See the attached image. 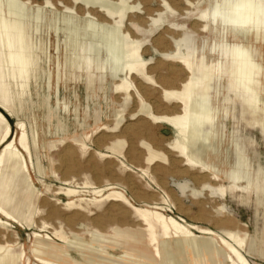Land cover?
<instances>
[{"label":"rangeland","instance_id":"obj_1","mask_svg":"<svg viewBox=\"0 0 264 264\" xmlns=\"http://www.w3.org/2000/svg\"><path fill=\"white\" fill-rule=\"evenodd\" d=\"M127 1H138L144 12L136 10V17H127L126 14L122 25L117 28L96 23L103 20L100 13L98 15L96 10H88L73 0H0L1 10L3 7L6 11L12 8L13 15L9 14L13 18H26L21 29V47L15 43L16 40L8 44L3 37L4 29L0 26V104H5L14 115L12 118L6 116L13 135L20 134L15 123L17 119L26 127L25 134L34 164L29 165L27 157L30 177L40 192L37 193L25 181L20 167L3 172L0 182L1 205L17 219L29 223V226L26 228L17 223L7 227L0 225V246L7 243H14L15 248L20 246L25 257L23 261L27 259L29 264L37 263L35 248L40 241L59 245L60 249L49 256L57 264H164L151 254L148 247L122 242L112 235L114 227L140 223L136 213L126 204L106 199L89 203L87 200L95 197L91 193L85 192L82 193L85 195L71 198L63 193L67 187L92 190L93 187L110 183L116 185L134 205L141 206L143 202L159 204L165 198L171 204H165L169 211L166 209L165 213L181 217L187 223L213 230L222 227L241 230L246 239L243 254L250 264H264V96L251 94L249 89L243 95L239 92L236 95L232 90L231 78L228 74L222 76L219 86L225 96L227 112L225 115L221 113L220 104L218 126L212 130V140L216 141L217 148L207 156L208 164L215 168L210 173L207 169L187 164L170 147L175 132L169 125L156 122L146 113L138 111L145 103L150 105L152 113L169 114L174 111L172 107L175 104L162 101L157 87L136 76L132 81L142 91L143 100L132 97L120 103L121 94L112 92L116 78L108 74L115 64L112 61L120 60L122 55L126 41L123 32L140 36L148 73L158 85L164 87L177 86V78H184L185 72L166 53H160L161 47L166 50L177 43L180 52L191 58L198 74H201L203 68L200 58L206 63L221 61L223 67L227 68L231 61L226 45L240 44L244 40L233 30H224L222 25L217 38L210 22L200 31L199 25L204 20L195 14L205 3L212 8L215 0H190L192 4L184 0H172L169 2L172 11L167 13L156 5L157 2L151 3V0ZM198 1H203V5L199 6ZM231 1L234 0H230V4ZM235 1L237 6L258 5L260 2ZM218 3L224 12L228 0H218ZM71 7L75 12L70 10ZM81 13L83 15H79ZM61 15L66 17L65 22L60 21ZM150 18L159 22L151 32ZM75 29L79 31L76 43L71 32ZM65 32H70L66 48L62 43ZM163 34L168 36L167 40ZM40 40L47 48L46 54L41 51L40 60L27 66L24 73L28 75L29 87L18 98L15 84L19 79L13 75L14 65L2 61L3 56L8 50L15 54L19 48L18 51L24 50L30 62L34 61L39 54L37 45ZM251 43L246 56L258 73L262 70V74L254 80L264 85V44L260 37ZM105 57L110 59L103 65L102 70L106 74L100 71ZM157 57L164 63H159ZM175 73L179 75L172 79ZM216 77L212 82V99L218 84ZM119 104L126 106V109L118 120L113 113ZM175 108L177 111L178 106ZM247 108L256 113L255 123L253 117L247 114ZM84 135L87 137L80 140L79 137ZM203 135L199 128L193 143L189 145L194 155L201 154L200 141ZM135 141L137 144L133 143ZM74 142H83L87 147L82 148ZM133 152L138 153L132 156ZM101 153L110 156L104 157ZM154 154L156 157L149 160ZM70 166L74 168L68 169ZM81 197L88 199L85 203L78 202ZM67 201L81 205L68 206ZM123 211L129 213L126 215ZM119 219L125 222L122 221L120 225ZM154 226L160 241L163 239L161 228L158 224ZM53 231L66 237L65 242H57L50 234ZM100 236L105 240H101ZM189 252L188 259L194 264H216L210 256L202 257L197 262V257Z\"/></svg>","mask_w":264,"mask_h":264},{"label":"bare ground","instance_id":"obj_2","mask_svg":"<svg viewBox=\"0 0 264 264\" xmlns=\"http://www.w3.org/2000/svg\"><path fill=\"white\" fill-rule=\"evenodd\" d=\"M184 1L192 4L190 0H184ZM203 1H198L197 4L199 6L203 5L204 3ZM234 1L233 2L231 1L232 3L230 4V0H228V6L224 10V12H222L223 10L221 11L222 8L220 7L221 5L218 3V0H215V3L212 8H209L208 3H205V5L201 7L198 10V12L195 14L196 17H199L200 19L204 20L199 25V27L201 28L200 31H203V29L207 27V22L208 23L210 22L213 24L215 28L217 38L220 35L219 34L220 26L222 25V28L224 30H233L234 32L239 34L241 38L244 40V42L240 44H227L226 45L227 53L229 56L228 59L231 61L227 68L223 67L221 61L219 62L217 61V63H213V62L206 63L204 62L203 58H200V64H201V67L203 68V72L201 74H198L196 68L193 65L191 58L188 55L181 53L179 49V45L176 43L173 47L166 49L164 51H160V53L161 54L166 53V55H168L173 60H175L177 63H179L185 72V76L184 78L183 77L180 78V76L178 77L179 73L178 74L175 73V76L172 79H176L178 77L177 79L179 80V82L177 80L178 82L177 86H173V87L160 86L148 73L147 61L143 58L144 56H142L143 52H142L141 45H140V36L138 35L132 36L128 32H123L124 33V34L122 33L123 38L126 41L122 49V55L120 57V60L112 61L115 64L110 70V72L108 73L112 77L116 78V82L114 83V86L112 87V92L121 94L122 99L120 103H122L126 99H131L132 97L134 98L136 97L140 101L143 100V97H142L143 94H141L142 91H140L138 87L135 85V83L132 81V78L136 76V77H140L147 83H150L153 86L157 87L159 89L160 98L162 99V101L175 104L172 107L174 111H172L169 114L152 113L150 105L145 104V103H142V105L138 108V111L146 113L150 119L156 122L169 125L175 132V136H174L173 142L171 143L170 147H172L176 152H178L182 156V158L187 162V164L199 167L201 169H207L210 173H213L215 168L208 164L207 156L209 153L215 152L217 148L216 141L212 140L213 139L212 130L214 127L218 126L219 105L221 104L220 105L221 113L224 112V115H225L227 112V105L224 103L225 96L221 92L220 86H219V82L222 79V76L228 74V76L231 78L232 90L234 93H236V95H237V92L243 95V92L246 89L247 90L249 89L251 94L254 93L255 95H258V96L259 95L264 96L263 83L261 82L258 83L254 80L255 77H258L260 74H262L261 69L263 67L260 69L261 71L258 73L254 69L256 67L253 68L251 64L252 61L250 62L246 56L247 47L252 46L251 41L253 39L254 41H256L257 38L260 37L262 38V42H263L262 44H264V13H262L260 9H255L253 6L249 7L248 5L250 4H243L241 6L239 5L237 6V1L235 2ZM243 1L247 3L245 0ZM73 2L74 3L79 2L80 4L88 8V10L89 8H91V10L92 9L96 10L98 12V15L100 13V17H103V20L102 19L98 20L96 21V23L100 25H105V26L112 25L117 28H119L120 25H122L123 17L126 14H127V17L128 16L136 17L138 14L136 10L139 9L144 12L143 7H141L138 1L129 2L127 0H73ZM154 2L155 3L157 2L156 5L160 6L161 8H164L166 10L165 13L172 11V9L169 6V0H151V3H154ZM20 4L24 6L27 5L23 2H21ZM65 5H67V3ZM1 8L2 7L0 5V26L2 25L4 29L3 37L5 38L8 44H11V42H13L12 40H16L17 42L15 43L18 45V47H21V45H23V44H20L21 36H22L21 29L23 28V24L26 18L24 20L16 18V17L13 18L11 16L13 15L11 12L12 8H10L11 10L8 9L9 11H6L4 7L2 10ZM185 9L187 10V8ZM70 10L75 12L73 7H71ZM92 14L94 13L92 12ZM79 15H83V14L81 13ZM70 17L71 19L73 18V16H70ZM150 19L151 21L149 23L151 27L150 28V32H151L159 22L157 20H154L153 18H150ZM164 19H166V16H164ZM231 20H235L237 21V23L236 24L230 23L229 21ZM60 21L65 22L66 17H63L61 15ZM129 21L131 22L132 20L129 19ZM139 25L142 26L145 24H139ZM71 32L74 35V41L76 43V37L77 35L79 36V33H78L79 31L75 29V30H72ZM163 36L167 40L168 36L166 34H163ZM62 37H63L62 43H64L65 48H66V44L70 40V32H65V34H63ZM157 41L156 43H158ZM23 42L24 41L22 40V43ZM37 46L39 50V54L36 57L37 60L35 59L34 61H31V62H30V59L27 58L28 56L26 57L24 50L18 51L19 48L16 50L17 52L15 54L14 52L12 54L11 51L8 50L3 56L2 61H5L6 63H11L14 65L13 75H17V78L19 79V81L15 84L16 91H17L16 95L18 98H20V95L22 94V92H24L25 88L29 87L28 75L24 73L26 71L27 66H29V63L31 64L33 62L37 63L40 60L39 55L41 51L46 54L47 48L44 44H42L41 40L39 41V44ZM143 50L145 52L144 48ZM46 57L48 56L46 55ZM107 60L110 62V59L108 57H105L102 65L100 66V71L105 74H106V71L102 69H103V65L107 62ZM98 65H100L99 62H98ZM259 67H258V70H259ZM63 69L64 71L66 69L64 65H63ZM72 75H74L73 71H72ZM214 77H216L218 84H217L215 97L214 99H212V82L214 80ZM247 90L246 92H248ZM175 106H178L177 111H175L176 110ZM64 107H66V105H64ZM118 107L119 108L116 109L115 113H113V116L115 117V119L119 120L122 118V115L126 109V106L119 104ZM249 108L246 109V112L247 114H250L253 117L252 120L255 123L256 122L255 118L257 117V115L255 112H252L253 110L251 111V109ZM6 116H11L12 118V116L14 115L12 111L7 106H5V104H0V123H1V126H0V182H1V177H2L3 172L7 170H13V169L20 167L21 170L24 172L25 181L29 183V185L37 193H40L31 181L29 167L27 163V157H28L29 162H30L29 165L31 164L34 165L32 156H31L30 145H29V142L25 134L26 127H24V124L22 121L17 119L15 123L17 124L18 129L20 130V134L18 136L13 135L10 123L7 120ZM143 118L145 117L143 116ZM138 125L139 124L137 123V126ZM199 128L202 130V133L204 135H203L202 140L200 141L201 154L198 156V155H194L192 150L189 149V145L193 143ZM144 131L148 133L147 129H145ZM127 134H130V133L128 132ZM137 134H139V132ZM219 135L221 134L219 133ZM130 136H132V134H130ZM139 136L141 135L139 134ZM80 137L79 139L82 140V138H85L87 136L84 135ZM74 143L77 145H80L82 148L87 147L83 142L82 143L74 142ZM133 143L135 144L136 141ZM139 149H136V151ZM137 153L134 154L133 152L134 155L132 154L131 155L135 156ZM100 155L104 157L110 156L109 154H104V153H101ZM154 157H156L155 154L151 155L149 157V160H152ZM176 161L178 160H175V162ZM72 166H70L68 169L72 168ZM175 167L178 168V166H175ZM234 174L236 173L234 172ZM41 183L43 184L44 182L41 181ZM85 192L95 195L93 199L86 198L88 199L87 202L89 203L98 202V201L106 199V200H111V202L112 201H119V203L122 202L126 204L130 209H132L134 213H136V215L138 216L140 223L139 224L135 223L137 224L135 226L114 227L112 230L113 231L112 235L122 242H129V243H134L137 245H143V246L148 247L151 254L155 258H157L161 263H164V264H194L192 263L193 261L188 259V256H187V253H190L189 251H191L195 255V257H197L196 259L197 262L202 257L210 256L212 257V259L214 260L216 264H250L249 260L246 258V256L242 252L244 251L245 246H246V239L242 231L239 229H233L232 227H231L232 229H228V228L222 229L223 227L221 226L222 228H220L219 230H213L205 226H199L197 224L187 223L181 217H174L170 214L165 213L167 209L165 207V204L168 206L171 205L170 202H168L165 198H163L162 199L163 202L159 204L143 202L141 206L134 205L122 193L121 190L117 189L116 185L110 184V183L106 184L105 186L93 187L92 190H80V189L70 188V187L63 189V193L66 194V196L70 198L73 196L85 195V194H82ZM97 197L99 199H96ZM86 199L81 197L77 201L78 202L83 201L85 203ZM66 205L68 206L78 205L79 206L81 204L80 203L76 204L75 201H67ZM120 209L124 210L123 208H120ZM51 212H52V209H51ZM73 212H76V211H73ZM56 213L58 214V212ZM124 213L127 215V213L129 212L127 213L124 212ZM70 214L76 215L77 213L76 214L70 213ZM108 216H111V215H108ZM100 219L101 218H99V220ZM94 221L97 222L96 219ZM122 221H124V219ZM122 221L121 220L119 221L121 222L120 225L123 223ZM11 223H17L22 227L25 226L26 228L29 226V223L25 221H21L17 219L14 215H12L6 208H4L1 205V202H0V225L7 227V226H11L12 225ZM154 224H158V226L161 228L163 239L160 241L156 237ZM50 234L58 240L57 242H65L66 237H64L60 232L53 231ZM51 235H50L51 239L54 240ZM36 236H38V234ZM99 238L101 240H105V238L102 236H100ZM14 245H15L14 243H7V244L0 246V264H29V261L27 259L23 261L25 257L23 256V250L21 249V247L17 246L15 248ZM58 249H60L59 245H54L48 242L40 241L35 248V251H36L35 253L37 256L36 264H57L53 262V260H51L49 256L55 253ZM195 264H198V263H195Z\"/></svg>","mask_w":264,"mask_h":264},{"label":"snow or ice","instance_id":"obj_3","mask_svg":"<svg viewBox=\"0 0 264 264\" xmlns=\"http://www.w3.org/2000/svg\"><path fill=\"white\" fill-rule=\"evenodd\" d=\"M169 2H170V0H169ZM248 6H249V7H252V6L259 7L260 10L262 11V13H264V0H260V2H259L258 5H248ZM229 22H230V23H233V24H236V23H237V21H235V20H231V21H229ZM160 50H161V51H164V48L161 47ZM157 60H158V62L161 63V64L164 63L162 60L159 59V57H157Z\"/></svg>","mask_w":264,"mask_h":264}]
</instances>
